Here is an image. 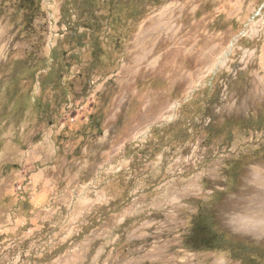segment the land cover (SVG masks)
I'll return each mask as SVG.
<instances>
[{"label":"rangeland","instance_id":"374dc122","mask_svg":"<svg viewBox=\"0 0 264 264\" xmlns=\"http://www.w3.org/2000/svg\"><path fill=\"white\" fill-rule=\"evenodd\" d=\"M39 7L0 0V264H242L199 212L264 264V0Z\"/></svg>","mask_w":264,"mask_h":264},{"label":"trees","instance_id":"16d2710c","mask_svg":"<svg viewBox=\"0 0 264 264\" xmlns=\"http://www.w3.org/2000/svg\"><path fill=\"white\" fill-rule=\"evenodd\" d=\"M40 1L41 0H20L21 8L24 10V21L27 26L32 24L33 20L38 15L40 11ZM243 122L245 123L243 127L247 128V119ZM255 122L261 123L251 128L255 127L254 130H260L264 126V116L263 119L259 117ZM253 157L261 160L264 159V144L260 145L257 152L255 151L253 153ZM185 244L192 250L231 248L232 257L241 259L242 264H262L256 260L255 257L245 255L247 254V249L243 245L232 243L231 239L222 232H219L213 226L211 217L204 212H199L193 218L189 233L185 239Z\"/></svg>","mask_w":264,"mask_h":264},{"label":"crops","instance_id":"0c3cea01","mask_svg":"<svg viewBox=\"0 0 264 264\" xmlns=\"http://www.w3.org/2000/svg\"><path fill=\"white\" fill-rule=\"evenodd\" d=\"M259 66H260L261 71L264 75V37H263L262 46H261L260 52H259Z\"/></svg>","mask_w":264,"mask_h":264}]
</instances>
